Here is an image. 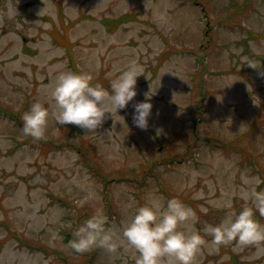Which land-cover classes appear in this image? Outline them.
I'll return each mask as SVG.
<instances>
[{"label":"rangeland","instance_id":"rangeland-1","mask_svg":"<svg viewBox=\"0 0 264 264\" xmlns=\"http://www.w3.org/2000/svg\"><path fill=\"white\" fill-rule=\"evenodd\" d=\"M0 17V264H135L124 248L79 254L69 242L97 212L119 234L157 196L193 208L201 235L245 206L264 225L242 198L264 193L254 183L264 181V0H0ZM133 62L148 79L137 77V95L118 110L126 125L109 116L89 132L50 116L44 139L23 134L33 103L52 111L60 73L90 74L111 92ZM156 89L141 130L133 104ZM196 264L264 257L209 245Z\"/></svg>","mask_w":264,"mask_h":264},{"label":"clouds","instance_id":"clouds-1","mask_svg":"<svg viewBox=\"0 0 264 264\" xmlns=\"http://www.w3.org/2000/svg\"><path fill=\"white\" fill-rule=\"evenodd\" d=\"M18 2L16 0V5ZM12 15H18L16 7ZM248 66L256 69L254 63ZM140 75H144V69L131 63L111 82L110 92L99 83L92 84L90 74L62 72L49 91L52 111L40 102L33 103L22 116V132L37 141L44 139L50 116L60 126L71 124L89 132L102 127L109 116L112 120L113 116L117 117L113 120V127L117 122L126 125L118 110L125 109L137 95L136 83ZM156 91L151 95L146 92L144 101L133 104V123L141 130H147L149 126L152 109L149 101ZM161 131L158 129L157 133ZM196 175L194 172L189 187L195 185ZM262 182L259 177L254 178L255 185ZM192 198L204 199V194L196 192ZM242 198L251 200L259 214L264 216V193L256 192L254 187ZM226 207L231 208V203ZM200 212L207 214L208 209L201 205ZM198 222L196 211L179 199L172 198L165 203L163 197L157 196L138 207L119 234L106 227L107 216L97 212L73 233L76 239L69 245L79 254L95 248L115 254L124 248L133 253L135 264H196V257L205 247L210 245L212 251L218 252L221 246L233 243L241 249L254 248L257 259L264 257V225L254 218L253 207L245 206L239 214H227L217 226L206 224L204 235L195 228ZM205 236H211V241H207Z\"/></svg>","mask_w":264,"mask_h":264},{"label":"trees","instance_id":"trees-1","mask_svg":"<svg viewBox=\"0 0 264 264\" xmlns=\"http://www.w3.org/2000/svg\"><path fill=\"white\" fill-rule=\"evenodd\" d=\"M125 20H128V21H129V19H125ZM154 71H155V69H154ZM154 71H153V72H154Z\"/></svg>","mask_w":264,"mask_h":264}]
</instances>
